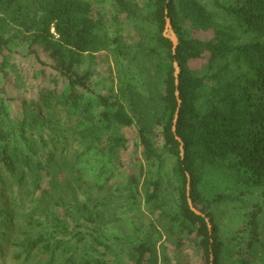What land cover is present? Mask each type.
<instances>
[{
    "label": "trees",
    "instance_id": "obj_1",
    "mask_svg": "<svg viewBox=\"0 0 264 264\" xmlns=\"http://www.w3.org/2000/svg\"><path fill=\"white\" fill-rule=\"evenodd\" d=\"M107 1L0 0V264H264V0Z\"/></svg>",
    "mask_w": 264,
    "mask_h": 264
},
{
    "label": "rangeland",
    "instance_id": "obj_2",
    "mask_svg": "<svg viewBox=\"0 0 264 264\" xmlns=\"http://www.w3.org/2000/svg\"><path fill=\"white\" fill-rule=\"evenodd\" d=\"M206 2H208V5L213 8V6L211 5V1L208 0H204ZM114 1L113 0H108L106 3H104L102 5V11L103 14L106 16L107 19L112 20V16L114 14V6H113ZM121 21L119 22V27H120V31L121 33H123L124 35H134V31L135 28L132 25L131 21L125 18V14H122V16L120 17ZM18 49L20 50L21 53L25 52V50H23L21 47H18ZM26 53V52H25ZM97 59L93 62L92 64V68L96 71V74L93 77V84H95L97 90L101 93H108V87L111 85V83H114V85H116V87L119 89V86L121 85V80H122V73L119 71V67L116 65L115 60L113 59L112 56H107V53H99L97 54ZM17 59L19 61V64H21L24 67L30 66L28 64L29 60L27 59H21L20 56H17ZM90 64V60H86L84 66H83V70L86 69L87 66H89ZM192 66L194 67H201L202 66V61H192ZM132 79V78H131ZM143 92H145V90H143ZM157 145L159 147H162L161 143L159 141H157ZM162 149V148H160ZM134 152V151H132ZM133 157H139V161L142 160V155L139 151H136V153H133L132 156H127L124 155L125 159H128V162L131 160L130 158ZM165 157H167V154H165ZM166 167L164 169V173L165 172H169L171 171V160L166 161ZM167 183V182H166ZM143 202V201H142ZM141 211H144L146 214H142L139 212H130L129 213V217H134L136 221L141 222L144 224L143 230L145 231V229H148L147 224L151 221H153L154 225H157V229L160 231L162 237L158 238V239H154V243H156V248L159 251V262L162 264V248H163V244L168 242L167 236L165 234V231L163 229V227L161 226V224L157 223L156 221H154L153 216H149V214L147 213V209L146 207L142 204V208L140 209ZM239 212H235L234 215L235 217L238 215ZM230 214L232 215V213H228L225 215V217L223 218V223L228 224V225H234V219H232L230 217ZM237 218V217H236ZM127 221L129 222V224L133 225L131 219H127ZM129 224H124V227L126 229H128L130 227ZM147 226V227H146ZM119 234V229L118 227H116L115 225L112 226V228L110 229V234L109 235H117ZM159 235V234H158ZM123 249H125V247L123 246ZM12 264V263H9Z\"/></svg>",
    "mask_w": 264,
    "mask_h": 264
},
{
    "label": "water",
    "instance_id": "obj_3",
    "mask_svg": "<svg viewBox=\"0 0 264 264\" xmlns=\"http://www.w3.org/2000/svg\"><path fill=\"white\" fill-rule=\"evenodd\" d=\"M165 35L167 37H169L172 41H173V44H174V49H176V46L178 45L179 43V39L173 29V26L171 24V19L170 18H167V24H166V31H165ZM176 68H177V71H176V77H177V84L179 82L178 80V75H179V65L178 63H176ZM178 97H179V93H178ZM180 98H179V102H180ZM190 205H191V208L198 214H201V212L194 206L192 200L190 199Z\"/></svg>",
    "mask_w": 264,
    "mask_h": 264
}]
</instances>
